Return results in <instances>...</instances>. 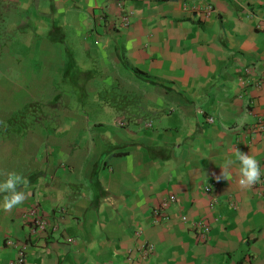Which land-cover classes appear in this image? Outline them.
<instances>
[{"label": "crops", "instance_id": "crops-1", "mask_svg": "<svg viewBox=\"0 0 264 264\" xmlns=\"http://www.w3.org/2000/svg\"><path fill=\"white\" fill-rule=\"evenodd\" d=\"M0 93V172L28 180L0 264L7 239L27 264H264V182L216 179L233 148L264 170V0H0ZM33 206L55 229L28 238Z\"/></svg>", "mask_w": 264, "mask_h": 264}, {"label": "clouds", "instance_id": "clouds-1", "mask_svg": "<svg viewBox=\"0 0 264 264\" xmlns=\"http://www.w3.org/2000/svg\"><path fill=\"white\" fill-rule=\"evenodd\" d=\"M131 44V42H130ZM246 117L238 118L237 124L243 126ZM234 158L228 156L220 165L222 169L217 181L223 179L229 181L231 179L230 169L233 165H238V184L242 190H250L254 185L264 182L261 177L264 170L261 169L260 162L249 153H244L237 148L232 149ZM5 179L0 181V194H2V202L0 209L5 212H11L17 205L24 202L26 193L21 188L28 187V180L22 174L15 171L0 172Z\"/></svg>", "mask_w": 264, "mask_h": 264}, {"label": "built area", "instance_id": "built-area-1", "mask_svg": "<svg viewBox=\"0 0 264 264\" xmlns=\"http://www.w3.org/2000/svg\"><path fill=\"white\" fill-rule=\"evenodd\" d=\"M211 6L205 5L203 11L206 13L211 12ZM120 25L122 27L128 26L130 24V14L121 16ZM211 121V118H208ZM264 126L259 125L258 130H263ZM210 186H206L205 190H210ZM175 201V195L170 194L167 198L163 199L159 204L154 205L152 208V218L153 222H159L163 218H166L165 207L171 202ZM181 219L187 220V216L185 214L181 215ZM25 220H27L29 224V235L28 238H31L32 235H36L40 232H44L46 230H54L55 227L52 224H49L48 220L45 218L44 214L38 210L37 207H31L26 212ZM191 226L198 231V238L201 240H205L209 231L208 225L204 221L200 220H192ZM66 240L71 242L72 237H67ZM6 244L12 246L16 249V257L10 262V264H27V251L29 250V243L22 242L21 244L12 239H7ZM154 249V245L151 243H142L138 246L139 254L142 258H144L149 252ZM130 254V253H129ZM128 261L131 260V257L127 258Z\"/></svg>", "mask_w": 264, "mask_h": 264}, {"label": "rangeland", "instance_id": "rangeland-1", "mask_svg": "<svg viewBox=\"0 0 264 264\" xmlns=\"http://www.w3.org/2000/svg\"><path fill=\"white\" fill-rule=\"evenodd\" d=\"M0 95H1V93H0ZM9 107H10V104L8 105V106H6V107H4V109L3 110H8L9 109ZM11 111V110H10ZM20 116L21 115H16V112H15V114L12 116V118L13 119H16V118H20ZM13 120L11 121V123H9V127H8V125H5L4 127L2 126V128H4V129H11V128H13V126H17V125H13Z\"/></svg>", "mask_w": 264, "mask_h": 264}]
</instances>
